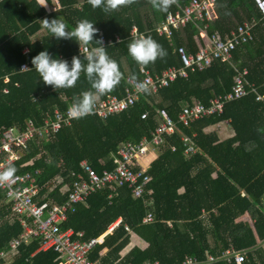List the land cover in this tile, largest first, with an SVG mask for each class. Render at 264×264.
Wrapping results in <instances>:
<instances>
[{"label": "trees", "instance_id": "16d2710c", "mask_svg": "<svg viewBox=\"0 0 264 264\" xmlns=\"http://www.w3.org/2000/svg\"><path fill=\"white\" fill-rule=\"evenodd\" d=\"M57 2L59 10L47 13L36 0L0 1V134L11 127L22 132L27 121L36 128L41 127L54 109L65 112L74 98L90 89L83 72L73 87L54 90L32 69L31 57L42 50L69 62L75 55L82 64L87 63L85 56L78 53L75 37L73 40L52 37L42 20L57 17L71 30L78 21L87 19L98 29L94 39L99 34L107 40L119 36V43L105 46L107 55L117 62L122 73L120 82L108 92L117 97L124 93L126 76L142 77L140 68L154 76L169 67H179L177 48L183 46L187 53L194 54L193 37L199 36L196 25L203 26L199 22L188 23L170 39L154 32L168 12L184 7L189 0H175V4L171 3L163 12L154 9L151 0H131L126 4L102 0L95 8L89 0ZM107 4H115V7L105 9ZM214 11L216 18L207 22V35L214 32L225 35L244 20H256L252 40L232 52L231 62L238 71L246 69L247 83L264 96V17L252 0H216ZM132 26L157 41L166 50V56L143 66L135 62L127 52ZM40 30H44L42 39L32 40ZM87 46L97 45L89 42ZM23 64L28 70L20 71ZM234 75L230 64L214 60L208 68L188 72L186 78L176 79L155 94L145 92L124 112L104 120L95 115L74 119L62 126L51 140L28 142L20 159L11 164L16 169L13 175L38 171L34 177L41 188V200L62 204L67 198L63 188L73 179L71 173L81 172V162L98 174L112 170V157L120 144H137L143 138L149 139L156 126L158 110L164 109L176 120L181 109L193 101L207 106L213 97L230 91ZM4 78H8V82H4ZM263 113L264 106L250 93L226 103L219 115L204 117L188 128L178 126L179 132L166 138L159 155L145 170L150 181L141 198L133 199L126 186L95 192L67 214L60 229L82 233L79 240L88 241L102 236L120 219L102 243L89 253L90 260H99L101 264H179L185 256L204 262L206 255L216 258L231 250L243 253L242 264H264ZM142 114H146L145 119H141ZM226 120L230 122L233 137L219 142L214 133L203 132L208 126ZM180 134L192 140L197 148L195 154L187 157L183 154ZM171 146L175 147L174 152ZM147 213L152 215L153 221L144 224L142 220ZM244 215L249 221L239 220ZM21 233L22 227L10 217L0 191V251ZM130 234L136 235L147 247L143 250L134 247L121 256L129 244ZM72 239L77 237L74 235ZM37 248L36 238L22 243L11 264H58L54 252H36ZM201 264L235 263L216 260Z\"/></svg>", "mask_w": 264, "mask_h": 264}, {"label": "built area", "instance_id": "2783aa9c", "mask_svg": "<svg viewBox=\"0 0 264 264\" xmlns=\"http://www.w3.org/2000/svg\"><path fill=\"white\" fill-rule=\"evenodd\" d=\"M252 1L261 17H264V0ZM215 3L216 0H189L184 7H178V9L168 12L155 27L154 32L159 37L170 39L174 32H182L188 23L194 25L197 22L202 23V27L196 25L201 38L195 39V53H187L183 46H179L176 50L180 62L179 67H169L154 76L150 75L147 70L140 68L139 71L142 75L140 79L126 76L122 97L108 93L100 96L94 111L90 115H95L104 120L109 116L124 112L137 103L145 93L143 90H138L137 84H145L148 88L147 92L155 94L159 89L169 86L176 79L186 78L188 72L202 71L208 68L214 60L230 64L234 69L235 75L230 91L224 95L213 97L207 106L198 101H193L189 106L181 109L176 120H172L164 109L158 110L155 117L156 126L150 133L149 139L143 138L137 144H120L116 154L112 157L114 164L112 170H103L98 174L85 162H81V172L71 173L73 179L68 186L64 187V191H67V198L62 204H50L49 201L41 200L43 198L40 195L41 188L36 185L34 177L38 171H35L34 174L13 175V178L8 181H0V191L3 194L5 204L9 207L10 217L15 218L22 227V233L18 238L11 240L8 247L0 251V264H11L18 253V247L35 238L38 239L36 252L49 250L54 252L58 264H101L99 260H90L88 256L95 245L102 243L103 235L97 239L80 241L79 238L82 233L74 234L70 229H60V225L65 222L68 213L73 212L77 205L84 204L88 196L103 189L115 190L126 186L131 190L133 199L141 198L150 177L145 173L146 169L141 168L137 160L146 155L149 149L163 147L167 137L179 132L178 126L188 128L191 123L204 117L219 115L226 103L241 99L250 93L255 95L256 102L264 106V96L257 94L256 90L245 79L246 69L238 71L231 62L232 52L252 40V30L257 22L251 18L250 21L244 20L237 24L225 35L217 32L207 35V22L216 18ZM173 4H175V0ZM141 35L145 36V33L139 32L133 26L128 38L132 41ZM99 37L102 38L104 47L121 41L117 35L112 40L105 39L102 34H99ZM91 49L87 45L81 44L78 53L86 56ZM26 52L25 50L24 53ZM26 70H28L27 65L20 66V71ZM4 82H8V78H4ZM3 92L6 93V90ZM145 118L146 114H142L141 119ZM72 120L74 119L67 115V110L62 113L58 109H54L51 116L43 121L41 127L36 128L31 121H27L26 128L22 132L14 127L3 130L0 134V171L20 159L21 153L28 146V142L33 139L51 140L62 126L69 125ZM180 142L186 157L196 153L197 148L189 137L180 134ZM170 150L174 152L175 147L171 146ZM147 194H150V191H147ZM152 221V215L147 213L142 223L147 224ZM114 227L115 225H112L108 229V233ZM124 229L130 233L126 226ZM74 235L77 239H72ZM216 260L242 264L244 255L233 250L225 251L216 258L206 255L204 262H199L191 256H185L179 264L211 263ZM147 264H158V262Z\"/></svg>", "mask_w": 264, "mask_h": 264}, {"label": "clouds", "instance_id": "9594fccd", "mask_svg": "<svg viewBox=\"0 0 264 264\" xmlns=\"http://www.w3.org/2000/svg\"><path fill=\"white\" fill-rule=\"evenodd\" d=\"M89 2L95 8L101 5L102 0H89ZM117 2L126 4L131 0H117ZM173 2L174 0H151L152 7L162 12L167 11ZM110 7H115V4L105 5V9ZM42 21L43 27L51 33L52 37L70 40L75 37L74 41L79 46L80 44L87 45L89 42H95L97 45L83 57L87 61L86 64H82L81 59L75 55L69 62L50 54L47 50H42L31 57L32 69H35L44 84L51 85L54 90L73 87L83 72L85 78L90 82V89L81 92L78 97L74 98L67 108V115L70 118L79 119L92 114L98 98L110 92L121 80L122 73L117 62L107 55L102 38L94 39V34L98 29L93 26L91 21L82 19L71 30H67L66 23L57 17ZM127 52L135 62L142 66L154 62L157 58H163L167 54L166 50L150 35H141L130 41L127 45ZM137 88L144 92L148 91L143 83L137 84ZM15 171V166L10 164L0 171V181L12 179Z\"/></svg>", "mask_w": 264, "mask_h": 264}, {"label": "crops", "instance_id": "0c3cea01", "mask_svg": "<svg viewBox=\"0 0 264 264\" xmlns=\"http://www.w3.org/2000/svg\"><path fill=\"white\" fill-rule=\"evenodd\" d=\"M36 2L39 5V7L43 8L47 13L57 12L59 10V5H58L57 0H36ZM43 35H44V30H40L37 34L34 35V36H37L38 38L32 36V40L38 41V40L42 39ZM199 37L201 38L200 34H199V36H194L193 40L195 41V39H199ZM203 132L204 133H214L219 142L227 140V139L233 137V135H234L233 130L230 127V122L228 120L222 121V122L217 123L215 125L208 126L207 128H205L203 130ZM160 150L161 149H159V148L158 149H149L148 152L146 153V155L140 157L137 160V162L141 166V168L147 169L148 166L150 165V163L157 158ZM211 177L214 178L215 173H213L211 175ZM178 192L181 194L183 192V189L181 188ZM239 220H248L249 221V218L246 215H244ZM106 234H108V231L103 234V237ZM134 247H137L140 250H143L147 247V244L145 242H143L141 239H139L136 235L130 234L129 244L122 250L120 255L125 256Z\"/></svg>", "mask_w": 264, "mask_h": 264}, {"label": "rangeland", "instance_id": "374dc122", "mask_svg": "<svg viewBox=\"0 0 264 264\" xmlns=\"http://www.w3.org/2000/svg\"><path fill=\"white\" fill-rule=\"evenodd\" d=\"M37 36H38V35H37ZM37 36H34V37H37ZM37 38H38V37H37ZM159 149H161V148H159ZM120 222H121V220L118 219V220H116L112 225H115V227H116ZM112 225H111V226H112ZM111 226H109V228H110ZM115 227H114V228H115ZM109 228H108V229H109ZM111 232H112V231H111ZM111 232H110V233H111ZM103 238H104V237H103Z\"/></svg>", "mask_w": 264, "mask_h": 264}]
</instances>
